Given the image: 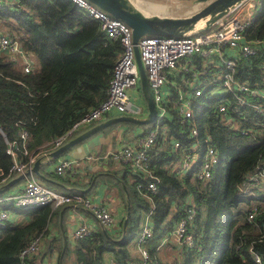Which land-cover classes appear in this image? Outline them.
I'll return each instance as SVG.
<instances>
[{"label": "trees", "instance_id": "trees-1", "mask_svg": "<svg viewBox=\"0 0 264 264\" xmlns=\"http://www.w3.org/2000/svg\"><path fill=\"white\" fill-rule=\"evenodd\" d=\"M0 30L15 38L32 59V70L25 72L19 58L12 61L0 52V167L5 171L11 161L6 145L19 143L21 131L26 132L23 157L34 156L72 120L104 98L120 44L118 39L102 38L96 21L72 0H0ZM244 36L264 37V0ZM237 64L235 79L254 91V95L243 96L259 108L241 106L232 112L233 124L225 123L212 106L226 95L210 94L209 87H204L194 101L189 121L196 127V135H190L186 124L170 120L165 139L161 142L158 133L147 151L149 176L137 177L135 182L154 180L156 190L141 192L135 182L126 185L129 216L123 237L116 240L121 217L116 234L98 228L71 245L66 242L61 264H101L105 252L110 253L114 264H128L127 245L139 233L142 213L147 211L151 235L145 242L146 264H156L158 241L174 226L185 204L195 209L188 225L193 245L187 249L181 246L179 260L172 264H257L253 253L264 260V235L260 232L264 190L253 187L244 191L242 185L244 175L264 162V98L260 97L264 92V48L247 59L239 58ZM152 124L138 125L147 132ZM172 138L180 142L175 150L170 144ZM206 141L218 157L210 175L196 177L199 159L188 170L174 174L172 162L189 145L197 142L201 148ZM253 207L255 213L248 219ZM18 212L29 218L22 222L0 220V264H18L21 248L42 232L48 216L54 213L48 205ZM60 248L57 233L46 241L37 257L30 256L26 263L48 257Z\"/></svg>", "mask_w": 264, "mask_h": 264}, {"label": "built area", "instance_id": "built-area-1", "mask_svg": "<svg viewBox=\"0 0 264 264\" xmlns=\"http://www.w3.org/2000/svg\"><path fill=\"white\" fill-rule=\"evenodd\" d=\"M72 1L96 21L102 38L118 39L120 50L112 65L104 98L87 108L80 117L72 120L65 129L42 145L41 147L45 150L58 147L107 114L142 116L146 112L139 90L130 28L87 0ZM261 2L262 0H241L218 18L209 29L202 32L181 36L145 34L137 39V51L151 94L155 118L147 132L135 136L132 142L124 143L109 153L114 161L128 165L143 176H149L147 151L154 145L158 133L162 135L161 142L165 139L167 121L171 120L180 125L186 124L190 135H196V127L189 124V121L194 101L204 87H209L210 94H220L215 90L218 86L222 88L226 98L216 102L212 110L225 123L233 124L232 112L241 106L259 108L258 104L250 103L243 96L254 95L253 89L238 82L234 74L239 58L247 59L255 54L258 48H264V37L246 38L244 36ZM0 52L7 54L12 61L19 58L23 71L32 70L30 55L22 50L17 40L5 31H0ZM127 89L137 92V94L134 92L137 102L131 101L130 95L126 92ZM260 97L264 98V92L260 93ZM241 131L244 132V130ZM19 139V143L12 141L6 145L5 152L10 156L11 161L5 171L0 167V188L12 174L21 173L24 170H28V173L16 191L0 192V220H10L15 210L19 209L40 205L56 207L70 203L87 208L102 226L114 224L108 208L93 201L87 194L76 190L66 193L56 192L35 178L29 172L35 155L23 157V154H26L24 130L20 132ZM170 144L173 150L180 146V142L173 138L170 139ZM197 159H199V168L196 177L207 178L218 160L215 149L208 141L201 148L198 147L197 142L189 145L176 162H172L171 170L174 174H181L191 168L192 163ZM76 163V160L59 158L51 166V170L57 175L71 173ZM242 185L244 191L253 187L264 190V162L257 164L253 170L244 175ZM135 188L141 192L143 190L154 192L156 184L154 180H148L145 183L136 181ZM255 197L258 196L255 195ZM182 207V214L176 220L171 235L178 244L187 249L193 245V236L188 225L193 220L195 209L189 204ZM255 209L253 207L250 210L248 219L255 213ZM149 214L150 212L147 211L144 215L140 231L136 236L140 257L134 264H146L148 258L145 241L151 235ZM92 231L86 222H80L72 229L71 237L81 239ZM260 232L264 235V223ZM47 234L45 227L41 233L33 236L21 248L18 253V264H28L26 259L38 251L42 238ZM253 260L257 264H264V260L257 253H253ZM42 264L56 263L44 260Z\"/></svg>", "mask_w": 264, "mask_h": 264}, {"label": "crops", "instance_id": "crops-1", "mask_svg": "<svg viewBox=\"0 0 264 264\" xmlns=\"http://www.w3.org/2000/svg\"><path fill=\"white\" fill-rule=\"evenodd\" d=\"M162 3V0H138L139 6L146 10L172 15L184 14L188 11L193 10L194 8H197L194 7L195 4L187 5L185 3H183V7L180 6V4H174L173 7L167 8L166 5ZM149 4H152V6ZM159 4L161 6H159ZM156 5L161 8H157ZM126 92L130 96L134 92L135 94H137V92L133 89H127ZM116 115L118 114H107L100 120ZM132 124L133 125L131 127H128L127 123L118 122L115 123V125H110L109 127L103 129V131H98L90 135L89 137L59 153L54 158H51L48 161V164L38 165L36 173H32L30 171V166L29 172L35 178H37L43 185H45L49 189L60 193L75 191L76 188L83 189L87 187L93 174L97 173V176L93 181V183H95L94 188L91 191L88 190V192H85V194L90 196L93 201L106 206L114 220L113 225L102 226L100 222L92 216L91 212L87 208L80 205L67 203L52 208L50 207V211H54V213H51L48 216L45 225L48 234L42 238L41 247L33 256H31V258L37 257L39 255V252L44 249L46 241L55 236L57 233L60 234L61 248L63 242L64 245L66 242L70 245L73 244L75 239L71 237V232L74 226L80 222H86L93 231L99 228L116 234V226L118 220H120L121 217H124L125 215V205L126 200L128 199L126 185L135 182L137 177H143V174L133 170L126 164L114 161L109 156V153L112 150L122 146L124 143L132 142L135 136L145 133L144 129L138 124ZM102 144H104L105 146L104 156L108 157L110 161L100 162L98 165H96L94 162V158L97 152L100 150ZM51 150L53 149L45 150L41 147L35 154L34 159L37 157H42L41 161L44 162L47 159L46 154ZM86 156H90V158H86ZM59 158L76 160L77 163L74 166V170L71 173H66L63 175L54 174L51 170V166ZM89 166H91V169H89ZM92 168L94 170H92ZM18 174L20 173H16L14 176H17ZM24 177L19 178L9 186H6V182H4L0 188V192L5 193L16 191L22 185ZM118 185H120L122 189V197L120 196L121 190L119 189ZM145 214L146 212L142 213V219ZM28 218V215L19 213L18 210H15V213H13L9 221L22 222L27 220ZM172 229L173 226L170 229L166 230L158 241L157 255L155 260L156 264H172L174 260H179L181 245L178 244L172 237ZM136 236L127 245V249L130 254L128 264H134V262H136L140 257L138 246L136 243ZM61 248L59 252L53 250L48 257L47 255L42 256V258L40 259H35L31 264H42L44 260H50L58 264V256L60 252H62ZM101 264H114L110 253H103Z\"/></svg>", "mask_w": 264, "mask_h": 264}, {"label": "water", "instance_id": "water-1", "mask_svg": "<svg viewBox=\"0 0 264 264\" xmlns=\"http://www.w3.org/2000/svg\"><path fill=\"white\" fill-rule=\"evenodd\" d=\"M9 1V0H7ZM99 9L110 14L125 23L130 28V36L132 43L133 57L137 67L139 90L142 95L144 104L146 106V113L144 116H132L127 114H118L100 120L86 129L75 134L71 138L64 141L61 145L49 151L46 154V160L41 161L42 157L34 159L30 171L36 173L37 166L40 164H48L51 158H54L59 153L63 152L72 145L82 141L90 135L118 122H131L134 124H147L152 123L155 118V110L151 99L148 83L146 80L145 72L140 62V58L137 51L136 41L141 35L145 34H157V35H189L198 32L205 31L211 27V25L221 16L226 14L232 7H234L241 0H192L194 2H203L197 8L188 11L180 15H172L165 13H158L146 10L139 6L138 0H87ZM105 146L101 145L100 150L97 152L94 162L98 165L100 162H108L110 159L104 156ZM91 169V166H89ZM92 170H94L92 168ZM28 170L10 178L6 181V186L11 185L19 178L27 175ZM97 173L93 174L90 179V183L87 187L81 189L76 188L77 191L85 193L89 190ZM125 215L121 222V234L117 239H121L124 234L125 224L127 217L129 216V202L126 200ZM103 232L105 231L102 229ZM64 247L62 244L61 251ZM60 255L58 256V264L60 263Z\"/></svg>", "mask_w": 264, "mask_h": 264}, {"label": "rangeland", "instance_id": "rangeland-1", "mask_svg": "<svg viewBox=\"0 0 264 264\" xmlns=\"http://www.w3.org/2000/svg\"><path fill=\"white\" fill-rule=\"evenodd\" d=\"M162 2H163L162 4L166 5L167 8L173 7L174 4H180V6H182V7H183V3H185L187 5L188 4H195L194 7H199L200 5L203 4V2H194L192 0H162ZM149 5L152 6V4H149ZM159 6H161V5L159 4ZM159 6L156 5L157 8H161ZM30 58H31V56H30ZM215 92L223 94V90H222V88L220 86H218V88L215 90ZM130 99H131L132 102H137V99H136V96H135L134 93H132V95L130 96ZM237 124L238 123L236 121H234V125L233 126L236 127Z\"/></svg>", "mask_w": 264, "mask_h": 264}]
</instances>
